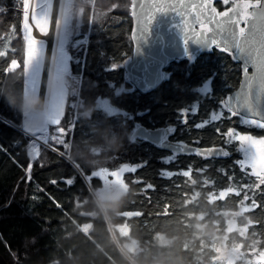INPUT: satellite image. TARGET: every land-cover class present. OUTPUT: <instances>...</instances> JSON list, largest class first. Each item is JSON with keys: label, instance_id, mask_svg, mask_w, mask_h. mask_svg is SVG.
<instances>
[{"label": "trees", "instance_id": "trees-1", "mask_svg": "<svg viewBox=\"0 0 264 264\" xmlns=\"http://www.w3.org/2000/svg\"><path fill=\"white\" fill-rule=\"evenodd\" d=\"M89 1L73 0L69 44L77 46L69 52L70 73L82 84L77 105L71 106L66 95L60 125L72 126L64 137L67 147L49 137L48 145L41 144L38 158H33L22 115L7 99L12 74L15 87L26 96L23 5L21 0H0L4 10L0 11V253L9 264H70L72 255L82 257L83 264H123L121 248L140 249L141 256H180L184 264L256 263L264 257V185L254 188L257 178L239 165L242 153L237 141L225 144L224 134L234 129L264 139V128L241 123L239 115L229 118V111L220 105L239 86L241 63L231 52L215 47L194 60L172 62L166 67L169 78L143 92L128 79L125 67L133 54V19L128 10L132 0H94L92 5ZM233 1L228 0L226 7L222 0L216 4L227 8ZM76 8L81 9L80 16ZM13 60L18 67L7 72ZM206 83L210 89L202 90ZM105 98L115 112L99 105ZM85 104L96 105L90 119L83 117ZM182 109H189L187 123ZM213 115L219 118L212 120ZM109 126L123 135L119 150L102 154L93 148L98 159L92 163L76 155L78 147L94 140L97 129ZM139 126L169 127L170 140L223 146L227 156L206 158L165 150L147 139L133 138ZM123 165L137 168L122 173L121 183L129 189L126 202L118 216L97 217L90 198L104 184L91 174ZM188 170V175L178 174ZM69 178L74 179L72 185L64 182ZM242 185L253 188L241 190L239 196L229 191ZM246 193L259 207L245 200ZM216 239L218 246L213 247Z\"/></svg>", "mask_w": 264, "mask_h": 264}, {"label": "snow or ice", "instance_id": "snow-or-ice-1", "mask_svg": "<svg viewBox=\"0 0 264 264\" xmlns=\"http://www.w3.org/2000/svg\"><path fill=\"white\" fill-rule=\"evenodd\" d=\"M68 2L70 3V0H68ZM222 2L227 3L228 0H222ZM21 3L23 5V26L26 33L25 40L27 42L26 60L24 66L25 70H27V68L32 64L33 60H35L40 54L42 49V40H37L30 34L32 27L28 23L30 3L28 0H21ZM44 7H46V4L42 6V8ZM144 7L146 8V11L143 12L145 19L139 28V38L149 31L150 25L158 13L170 11L172 13L178 14L182 21H186L187 16L191 14L195 23L198 25L202 24L204 30L198 35L194 32L191 35L185 32V44H187L190 40L196 41L210 48L213 45L219 48L222 44V51L235 52L234 59L241 60L244 65V87L241 93L236 97L229 98V101L234 100L235 104H232L229 101H220V105L222 108L229 111V118L231 116L239 115L241 123L264 128V4L261 3V0H255V3H252L251 0H242L241 3H236L235 6L230 8L228 11L219 13H217L212 7L211 0H198V2L197 0H151V2ZM0 11L4 10L0 9ZM33 19L35 20V27H37L42 34L47 36V14L41 11L39 15L34 14ZM242 22L249 23H246L245 27H240ZM208 24H211L212 27L208 28ZM57 27H59V24ZM181 28L183 30V25H181ZM37 46H39V50ZM249 66H252L255 69L251 75H248ZM17 67V61L13 60L6 71H13ZM37 81L38 80L34 77L31 80V88L33 91L38 90ZM49 102L51 109L49 120L51 123L59 125V117L63 114L64 95L62 93L52 94L50 96ZM181 111L183 113V119L185 123H187L189 109H182ZM249 115L256 116L257 118H245ZM218 118L219 117L217 115H213L211 117L212 120H216ZM204 123L206 124L207 121ZM203 126L204 124L195 125L197 128ZM56 131L57 135L52 138L53 141H58L66 148L67 144L64 143L63 139L65 129L63 127H58ZM217 132H219V129H217ZM224 135L227 137L225 144L232 140L238 141L240 143V147L245 152L246 161L251 165V175H254L258 181L254 188L259 189L261 185H264V174H262L264 173V170H262V172L255 171L256 152L254 145L256 143L264 144V140L256 141L252 136L241 135L238 132H235L234 129H229ZM196 143H198V141H196ZM189 150L192 153L204 156L206 158L214 155L227 156V150H225V148H210L200 150L189 147ZM239 165L243 170V168L246 166V162L240 161ZM136 170V167L124 166L119 169V172H109L107 169H102L98 172L92 173L91 175L98 176L104 180L105 183H107L109 177L118 180L122 173L126 171L135 172ZM178 174L188 175L190 174V170L182 171ZM165 175L171 177L173 173L166 172ZM231 179L232 178L229 177V180ZM64 182L67 185H72L74 183V179L69 178ZM51 183L55 184L56 181L53 180ZM147 188L154 189V186L148 184ZM248 188H253V186L242 185L240 190L229 188V191L239 196L241 190ZM244 197L246 201L251 200V204L254 208L259 207L254 196L250 197L246 193Z\"/></svg>", "mask_w": 264, "mask_h": 264}, {"label": "water", "instance_id": "water-1", "mask_svg": "<svg viewBox=\"0 0 264 264\" xmlns=\"http://www.w3.org/2000/svg\"><path fill=\"white\" fill-rule=\"evenodd\" d=\"M132 2V4L134 5V11L132 15L133 26L131 30L133 54L132 58L125 64V67L128 79L135 85L137 89L143 92L153 91L164 80L169 78V71L166 69V67L170 63L174 62L175 60H181L192 55L199 56L216 47L215 45H213L211 48L206 47L196 41L191 40L187 44H185V32L189 33V35H191L193 32L198 35L201 31L204 30V27H199L202 24H196L191 14L187 16L186 21H182L179 18L178 14L172 13L170 11L156 14L155 19L150 25L149 31L145 33L141 38H139V28L145 19L143 12L146 11V8L144 6L148 5L151 0H132ZM261 3L264 4V0H261ZM211 5L217 13L220 12L215 3V0H211ZM32 19L33 17L30 11L29 22L34 26V29H38L37 27H35V23ZM181 25H183V30L181 28ZM208 27L211 28L212 25L208 24ZM240 27H242L241 24ZM220 47H223V45L221 44ZM231 52L235 56V52ZM241 63L243 65L242 61ZM249 68L250 71H248V75H251L255 71V69L252 66H249ZM244 82L245 74L243 72L239 86L233 92L229 93L225 97L224 101H229V98L236 97L238 94H240L244 87ZM229 102L235 104L234 100H231ZM247 118L255 119L257 117L249 115L247 116ZM170 133L171 130L168 127L150 129L145 126H139L133 132L132 137L147 139L165 150L172 151L181 155H198L192 153L189 150V147L200 150L210 148H225L223 146L202 147L189 143L173 141L169 139ZM58 153L60 152L58 151ZM60 154L77 167V165H75V163L68 156L63 153ZM211 157L224 156L214 155ZM0 264H9L1 253Z\"/></svg>", "mask_w": 264, "mask_h": 264}, {"label": "clouds", "instance_id": "clouds-1", "mask_svg": "<svg viewBox=\"0 0 264 264\" xmlns=\"http://www.w3.org/2000/svg\"><path fill=\"white\" fill-rule=\"evenodd\" d=\"M14 74L9 77V89L7 99L19 109L22 115L23 131L32 133L37 132L50 123L51 114L50 102L44 95L31 92L27 96L23 91L17 89L13 83ZM69 83L67 75L59 72L53 75V84L60 88ZM96 111L95 104H85L82 108L83 117L90 119L92 113ZM123 143L122 133L116 132L112 127H102L97 129L94 140L88 145L78 147L76 155L88 163L97 160L98 157L93 152V148H99L102 154L119 150ZM94 166H99L94 165ZM129 189L119 182H112L107 186L100 185L99 190L90 198V204L97 217H116L126 202ZM141 250L133 252L127 248H121L123 264H184L180 256L175 259L169 257H150L141 256ZM70 264H83V258L76 255L68 257Z\"/></svg>", "mask_w": 264, "mask_h": 264}, {"label": "rangeland", "instance_id": "rangeland-1", "mask_svg": "<svg viewBox=\"0 0 264 264\" xmlns=\"http://www.w3.org/2000/svg\"><path fill=\"white\" fill-rule=\"evenodd\" d=\"M229 1H232V0H229ZM28 2L30 3L29 13L31 11L32 17L34 14L39 15V13L41 11H43L47 14V16H48L47 31H49L51 19H52L53 13H54V9H53V5L55 6L54 0H38L37 5H36V0H28ZM251 2L255 3L254 0H251ZM55 3H56V0H55ZM89 3L92 5L94 3V0L89 1ZM235 3H237L236 0H234L231 3V5L233 6ZM44 4H46V7L42 8V6ZM52 10H53V13H52ZM80 11H81V9L76 8V12H77L78 16H80ZM74 16H75V8H74L73 0H70V3L68 2V0H62L61 1V9H60V18H59L60 19L59 20V24H60L59 25V32L57 33V38H56L57 42H55L56 48H54L55 52H54L53 60L55 61V63L52 66V72H51V77H50V84H49L47 99L50 100V96L52 94L62 93L64 95L63 113H64L65 106H66V95L69 96V103L71 106L77 105L78 99H79V90H80V87L82 84V80L79 79L78 75H73L70 73V61H71V59L69 57V52L71 51L72 46H77L76 43H70L69 44V42L71 41L70 40L71 36L69 35V32L71 31V24H72V20H73ZM32 20L35 23V20L34 19H32ZM28 23H29V25L32 26L31 27V33H30L31 36L35 37L37 40H42V49H41V52L38 55V57L35 60H33L32 64L27 68V70L25 72V75H26V77H25L26 96L31 92L39 93L41 75H42L43 65H44V60H45V52H46V47H47L46 41L41 39V37L40 38L36 37L37 31L35 32L34 26L29 21H28ZM24 33H25V30H24ZM7 39L9 41L11 39V35H9V37H7ZM24 41H25V45L27 48V42L25 40V37H24ZM80 44H84V43L81 42ZM37 48L39 50V46H37ZM25 60H26V57H25ZM57 72H59L62 75H67V77L69 78V83H67L63 87L56 88L53 84V75H54V73H57ZM33 77L38 80L37 81L38 90H35V91H33L31 88L32 87L31 80ZM201 89L202 90L203 89L208 90V89H210V85L208 83H206L205 86L204 87L202 86ZM99 105L103 108H109L111 112L116 111L115 108H113L111 106L109 100H107L106 98L100 100ZM62 116H63V114L59 117V119H60L59 125H55V124L50 122L47 126L43 127L42 129H40L37 132H32V133L26 132V133H28V135L32 139L29 152L33 158H38V155L41 152V150H40L41 144L44 146L48 145L49 137L53 138L54 136L57 135L56 129L58 127H63L65 129V133L63 134V139H64L65 135L68 133V131L70 130V128L72 126L70 124H67L66 125L67 127L61 126L60 124L62 123V118H63ZM63 125H65V124L63 123ZM134 131L135 130H133V132ZM235 132H238L241 135L252 136L256 141L264 140L260 137L251 135L250 133H244V132H240L237 130H235ZM234 142H235V140H232L228 143L233 144ZM236 145H237L238 151H241V153H242L241 161L246 162V166L243 168V170L252 172L251 165H250V163H248L246 161L245 152L240 147V143L238 141H237ZM254 148H255V152H256V160H255L256 168H255V171L262 172V170H264V144L256 143L254 145ZM124 166L129 167V165H123V166H120V168L124 167ZM116 171L119 172V169ZM121 180H122V174L118 180H115L112 177H109L107 183H105L104 180H102V182H103L104 186H107L108 184H110L112 182H119L120 184H122ZM220 195L221 194H219L218 196H220ZM212 246L213 247L218 246L217 245V239L212 243ZM226 254H227V252L222 249V256H226ZM225 261H227V260L225 259ZM246 261H248V260H246ZM217 262L221 263V262H223V259L218 258ZM248 264H264V257L258 258L256 263L249 262Z\"/></svg>", "mask_w": 264, "mask_h": 264}, {"label": "bare ground", "instance_id": "bare-ground-1", "mask_svg": "<svg viewBox=\"0 0 264 264\" xmlns=\"http://www.w3.org/2000/svg\"><path fill=\"white\" fill-rule=\"evenodd\" d=\"M61 1L62 0H54V13L51 19L50 23V29L48 31V35L45 36L42 34L38 29H35L36 37L43 39L47 43L46 52H45V60L43 65V71L41 75V81H40V90L39 93L44 95L46 98L48 97V90H49V84H50V77L52 72V65H53V57H54V48H55V42L57 37V25L59 24V18H60V9H61Z\"/></svg>", "mask_w": 264, "mask_h": 264}, {"label": "flooded vegetation", "instance_id": "flooded-vegetation-1", "mask_svg": "<svg viewBox=\"0 0 264 264\" xmlns=\"http://www.w3.org/2000/svg\"><path fill=\"white\" fill-rule=\"evenodd\" d=\"M216 1L217 0H215V3H216ZM240 3V2H239ZM216 5H218V3L216 4ZM226 6H228V4L227 3H225V7ZM235 6V4L232 6V5H230L229 7H227V8H220V7H218V9L220 10V12H225V11H228L230 8H232V7H234ZM246 23H248V22H242L241 23V25H242V27H245L246 26ZM199 27H203V25H201V26H199ZM209 28V27H208ZM215 48V47H214ZM220 48H223V47H220ZM231 52V51H230ZM232 53V52H231ZM202 55V54H201ZM232 55L234 56V54L232 53ZM200 56V55H199ZM199 56H194V55H192V56H189L188 58L189 59H191V60H194L196 57H199ZM186 58V57H185ZM237 60V59H236ZM176 61V60H175ZM239 63H241V61H239V60H237ZM171 64V63H170ZM168 67V66H167ZM241 68H242V73H243V65H242V63H241ZM168 70V69H167ZM248 71H250V68L248 67Z\"/></svg>", "mask_w": 264, "mask_h": 264}, {"label": "built area", "instance_id": "built-area-1", "mask_svg": "<svg viewBox=\"0 0 264 264\" xmlns=\"http://www.w3.org/2000/svg\"><path fill=\"white\" fill-rule=\"evenodd\" d=\"M128 10H129V13H130L131 15H133L134 5L131 4L130 6H128Z\"/></svg>", "mask_w": 264, "mask_h": 264}]
</instances>
